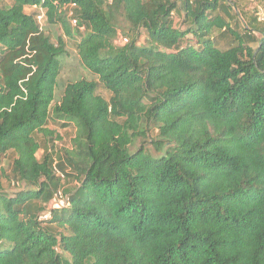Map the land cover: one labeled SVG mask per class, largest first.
<instances>
[{"label":"trees","instance_id":"16d2710c","mask_svg":"<svg viewBox=\"0 0 264 264\" xmlns=\"http://www.w3.org/2000/svg\"><path fill=\"white\" fill-rule=\"evenodd\" d=\"M33 6L67 38L76 21L95 76L57 101L65 39ZM236 11L0 0V161L11 156L8 180L22 185L0 182V264H264V21L239 25ZM51 124L74 126L70 145L54 149ZM57 192L68 205L53 209Z\"/></svg>","mask_w":264,"mask_h":264},{"label":"rangeland","instance_id":"374dc122","mask_svg":"<svg viewBox=\"0 0 264 264\" xmlns=\"http://www.w3.org/2000/svg\"><path fill=\"white\" fill-rule=\"evenodd\" d=\"M225 2L229 5L230 10L234 12L235 9H237L238 14V21L239 25H242V22L244 20L247 21L250 17H256L258 21L263 22L264 21V0H225ZM234 9V10H233ZM26 12L32 13L35 12L36 9L34 8H26ZM221 15L223 13L219 11ZM182 12H175L173 19L175 22V25L179 27L180 29L184 30L188 27V22L183 21ZM224 16V15H223ZM68 21V19H67ZM69 28L72 32L73 37L67 38L65 37V34L58 24H46V22H43V28L45 31L52 37L53 40H56L58 37H62L65 39V50L66 54L62 57L61 61V67L59 71V75L57 78V86L55 89V95L54 100L57 101L61 94L63 87L66 83L70 81H74L80 78H86V79H94L95 76L90 74L84 67L80 64L78 61V57L75 51L74 42L79 40L80 35H82V31L77 30L75 26L69 23ZM78 31V32H77ZM219 33L218 30H213L211 35L216 36ZM255 36L257 39H259L260 34L255 33ZM145 36L142 35L140 42L144 41ZM123 41L121 40V43ZM191 43L194 44V40H190ZM257 42H251V46L255 48L257 46ZM100 93L104 96H107V93L104 90H100ZM51 129H54L56 131L55 135H58L59 138H55L53 141V147L56 150H60L61 147L70 145V138L74 134V126L72 124H69V126L65 128H61L58 126H55L51 124ZM42 154V149L38 150L37 157H40ZM11 164V156L8 154L6 157H3L0 161V182L2 189L6 191L7 193H13L15 191H18L22 188L21 184H17L14 180H8L9 177V169ZM4 172V174L2 173ZM73 185L69 188H72Z\"/></svg>","mask_w":264,"mask_h":264},{"label":"built area","instance_id":"2783aa9c","mask_svg":"<svg viewBox=\"0 0 264 264\" xmlns=\"http://www.w3.org/2000/svg\"><path fill=\"white\" fill-rule=\"evenodd\" d=\"M34 9H36L35 12H37L36 15V20L38 22V24L40 25V27L43 26V22L45 20V14H44V9L42 7H37V6H33ZM71 24L73 26L76 25V21L75 20H71ZM123 42H126V39L123 38L122 39ZM57 175H60V173L58 171H56ZM61 176V175H60ZM68 205V199L66 196H63L60 192H57L55 194V196L53 197V199L50 201L49 206L53 209H58L62 206Z\"/></svg>","mask_w":264,"mask_h":264}]
</instances>
